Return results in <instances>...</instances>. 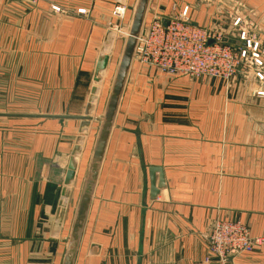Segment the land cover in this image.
Returning a JSON list of instances; mask_svg holds the SVG:
<instances>
[{"label": "crops", "instance_id": "crops-1", "mask_svg": "<svg viewBox=\"0 0 264 264\" xmlns=\"http://www.w3.org/2000/svg\"><path fill=\"white\" fill-rule=\"evenodd\" d=\"M135 3L0 0L3 74L27 75L36 87L46 81L50 89L28 93L37 105L29 110L37 113H13L31 117L0 116L36 122L34 142L20 135L15 150L0 127V264L63 263L98 133L93 128L113 83L106 34L114 8L123 4L132 12ZM260 13L251 20L263 53ZM233 36L228 42L239 44ZM154 75L151 86L138 87L133 63L76 264H208L218 220L241 222L262 239L235 264H264L261 83L252 69L229 83ZM154 167L164 170L166 185L152 200Z\"/></svg>", "mask_w": 264, "mask_h": 264}, {"label": "built area", "instance_id": "built-area-1", "mask_svg": "<svg viewBox=\"0 0 264 264\" xmlns=\"http://www.w3.org/2000/svg\"><path fill=\"white\" fill-rule=\"evenodd\" d=\"M188 10V7L184 8L174 19L166 18L160 12L154 14L139 38L134 59L137 74L142 76L145 70L150 69L160 77L186 75L191 79L205 77L228 82L240 69L249 65L262 85L257 95L264 97V52L261 53L256 38L242 31L237 47L228 42L232 38L211 34L190 22ZM125 12V7L115 9L118 17ZM240 21L237 19L234 26H238ZM209 241L208 264H235L237 258L262 244V239L253 237L241 222L221 220L214 224Z\"/></svg>", "mask_w": 264, "mask_h": 264}, {"label": "rangeland", "instance_id": "rangeland-1", "mask_svg": "<svg viewBox=\"0 0 264 264\" xmlns=\"http://www.w3.org/2000/svg\"><path fill=\"white\" fill-rule=\"evenodd\" d=\"M153 1V5L151 6V10L149 11L148 22L145 24L144 28L148 26V24L152 21V18L155 17V13L160 12L164 17H173L174 19L178 18L183 12L184 8L188 7V16L190 22L196 23V20H200V27L208 30L211 34L220 35L225 39H233V35L236 34L238 40L241 32L246 31L247 36L256 38V40L260 43L261 48V41L255 33L251 18H254L258 13H260V11H263L264 14V0H163V5L160 4V0ZM169 3H171V7H169ZM134 6H131L132 9H130V11H133ZM117 7L126 8V12L123 16L118 17V15L115 14V9ZM54 10L59 11V8H54ZM128 11L129 7L123 4H118L114 8L113 16L116 21H113V24H111L110 29L112 30L109 29V32L106 34L105 38V42L107 43L105 52H109L110 55L112 53V64L109 73V79H111L112 82L130 27L132 12ZM237 19L241 21L238 26H234ZM0 42H2V39H0ZM238 45L239 44H236L237 47ZM0 68V114L37 113V111L29 110L30 107H36L37 105H35L36 102L33 98H31V96L28 95V93H35L37 91H40L41 88L42 93H48L50 89L47 85V82L43 81L42 87H36L35 81H30V79L27 78V75L14 73L13 76H17V78L11 79L9 78L10 76H5L3 74L5 71L2 70L3 65L0 64ZM250 70L251 69L249 68V65H247L246 68L240 69L238 74L240 73V71L249 72ZM136 72L138 73V67H136ZM238 74L236 76H238ZM153 75L154 73L152 70H145L144 74L139 77L142 78V80L140 81L138 87L147 88L151 86L150 79L153 77ZM253 76L255 79L254 73ZM230 81L224 82L229 83ZM20 109H27L29 111ZM38 112L40 113V111ZM35 125V120L25 119L17 121L0 117L1 130H8L12 135L13 150L17 148V145L15 143H18V137L20 135L25 134L28 138L31 139L32 142H34L36 137ZM45 125L46 124L43 125V128L46 131L47 126ZM99 126L100 122L95 124L93 132L95 131L97 133L99 130Z\"/></svg>", "mask_w": 264, "mask_h": 264}, {"label": "water", "instance_id": "water-1", "mask_svg": "<svg viewBox=\"0 0 264 264\" xmlns=\"http://www.w3.org/2000/svg\"><path fill=\"white\" fill-rule=\"evenodd\" d=\"M152 0H136L132 11L130 27L127 38L121 52V56L114 75L112 87L105 107L104 114L100 119V126L97 133L92 156L89 162L87 174L82 187L78 206L76 209L72 229L68 238L67 247L62 264H76L79 249L82 243L85 227L87 224L91 204L95 194V189L100 176L101 168L108 148L110 136L115 125L119 107L127 86V82L134 63L136 50L139 44V38L143 32L148 13L150 11ZM212 44V42H210ZM109 57L106 56L103 62V68L108 65ZM3 117H31L30 115L0 114ZM42 118H60V119H80L88 121L90 118L66 117V116H40ZM151 180V199L155 200L160 191L166 185L165 173L161 168L150 169ZM157 174H159L157 181ZM72 176V173H69ZM232 259L230 258V261Z\"/></svg>", "mask_w": 264, "mask_h": 264}]
</instances>
